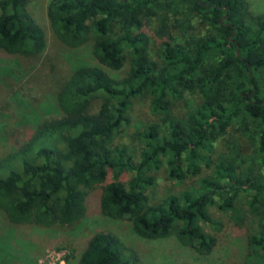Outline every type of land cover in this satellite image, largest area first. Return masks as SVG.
<instances>
[{"label":"trees","instance_id":"obj_1","mask_svg":"<svg viewBox=\"0 0 264 264\" xmlns=\"http://www.w3.org/2000/svg\"><path fill=\"white\" fill-rule=\"evenodd\" d=\"M29 1L0 0L1 53L37 59L44 50ZM248 5L48 0L53 36L70 48L85 44L95 62L75 66L46 92L45 118L7 133L0 152V214L7 224L0 229V264H34L30 243L14 226H72L93 189L103 216L126 220L146 239L173 236L201 255L216 244L202 228L215 207L245 228L240 264H264V11ZM123 66L119 76L109 72ZM146 101L147 117L138 113ZM130 127L136 144L119 139ZM161 167L167 179L182 184L193 176L196 186L154 199ZM76 264L140 263L114 232L101 229L85 239Z\"/></svg>","mask_w":264,"mask_h":264},{"label":"rangeland","instance_id":"obj_2","mask_svg":"<svg viewBox=\"0 0 264 264\" xmlns=\"http://www.w3.org/2000/svg\"><path fill=\"white\" fill-rule=\"evenodd\" d=\"M247 1L252 12L264 11V0ZM47 2L48 0H30L27 5L28 11L40 23L44 32L45 46L39 58H25L16 54L8 55L0 51V152L5 151L8 147L6 144L7 133L22 132L26 127L31 128L34 118L46 117L49 112L43 108L46 104L42 101V97H45L51 87L57 85L62 78L64 79V76L66 77L75 66L95 62L85 44L70 48L53 36L45 16ZM143 29L150 39L148 52L154 57L156 41H154L155 36L150 23L145 24ZM152 41H154L153 47L151 46ZM124 68L125 66L109 72L119 76ZM27 90L30 92L27 93ZM185 95V99L190 97L188 94ZM146 104L147 101L142 104L143 107L138 112L145 117L149 114ZM177 104L179 108H184L181 100ZM130 113L132 115L131 124L137 126L138 118L134 115V110ZM18 114L25 119H17ZM17 120L21 122L19 123ZM133 132L134 129L130 127L129 133H122L119 139L136 144L137 133ZM248 157L252 158L253 154ZM246 162H248L247 159ZM110 178L111 174L109 173L108 179ZM155 179L157 186L153 198L157 200L165 194L178 191L183 187L191 189L196 186L193 176L184 179L182 184L167 179L163 167L155 174ZM240 196L241 203H245L244 194ZM241 199L235 200L236 205ZM98 202V189H93L88 194L83 216L72 226L43 228L28 224L15 225L16 233L21 239L30 243L34 264H76L85 239L92 232L101 229L114 232L131 247L140 264H240L243 259L245 228L234 224L227 213L225 214L215 207H209L211 221L203 223L202 228L207 234L216 237V244L211 252L201 255L192 248L180 244L173 236L146 239L136 235L126 220L103 216L100 213ZM243 219L241 218V223H244ZM3 226H7V224L4 216L0 214V229ZM2 234L6 239L12 235L8 230ZM19 246L17 244L15 248H19Z\"/></svg>","mask_w":264,"mask_h":264}]
</instances>
